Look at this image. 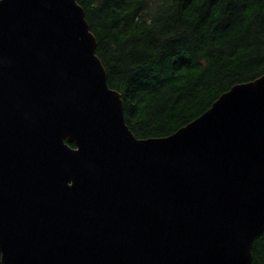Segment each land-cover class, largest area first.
Listing matches in <instances>:
<instances>
[{
	"label": "water",
	"instance_id": "water-1",
	"mask_svg": "<svg viewBox=\"0 0 264 264\" xmlns=\"http://www.w3.org/2000/svg\"><path fill=\"white\" fill-rule=\"evenodd\" d=\"M96 46L76 0H0L1 264H251L264 75L137 139Z\"/></svg>",
	"mask_w": 264,
	"mask_h": 264
},
{
	"label": "trees",
	"instance_id": "trees-1",
	"mask_svg": "<svg viewBox=\"0 0 264 264\" xmlns=\"http://www.w3.org/2000/svg\"><path fill=\"white\" fill-rule=\"evenodd\" d=\"M76 2L137 139L170 136L232 86L264 75V0ZM252 255L264 264V231Z\"/></svg>",
	"mask_w": 264,
	"mask_h": 264
}]
</instances>
